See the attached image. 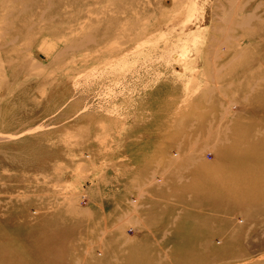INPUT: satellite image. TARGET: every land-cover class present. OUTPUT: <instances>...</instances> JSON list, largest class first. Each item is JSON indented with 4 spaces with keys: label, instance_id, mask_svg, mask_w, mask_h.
I'll list each match as a JSON object with an SVG mask.
<instances>
[{
    "label": "rangeland",
    "instance_id": "1",
    "mask_svg": "<svg viewBox=\"0 0 264 264\" xmlns=\"http://www.w3.org/2000/svg\"><path fill=\"white\" fill-rule=\"evenodd\" d=\"M263 142L264 0H0V264H264Z\"/></svg>",
    "mask_w": 264,
    "mask_h": 264
},
{
    "label": "crops",
    "instance_id": "2",
    "mask_svg": "<svg viewBox=\"0 0 264 264\" xmlns=\"http://www.w3.org/2000/svg\"><path fill=\"white\" fill-rule=\"evenodd\" d=\"M114 157H115V160L117 161L118 158H120V150L116 149V152L114 154ZM136 162V161H133V163Z\"/></svg>",
    "mask_w": 264,
    "mask_h": 264
},
{
    "label": "bare ground",
    "instance_id": "3",
    "mask_svg": "<svg viewBox=\"0 0 264 264\" xmlns=\"http://www.w3.org/2000/svg\"><path fill=\"white\" fill-rule=\"evenodd\" d=\"M261 79H262V78H261ZM263 143H264V142H263ZM259 145H261V143L255 144L254 146H259ZM254 146H253V147H254ZM255 148H257V147H255Z\"/></svg>",
    "mask_w": 264,
    "mask_h": 264
}]
</instances>
